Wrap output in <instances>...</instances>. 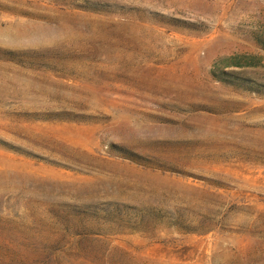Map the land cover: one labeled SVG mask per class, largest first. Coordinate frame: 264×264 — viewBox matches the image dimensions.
I'll use <instances>...</instances> for the list:
<instances>
[{
	"label": "rangeland",
	"instance_id": "rangeland-1",
	"mask_svg": "<svg viewBox=\"0 0 264 264\" xmlns=\"http://www.w3.org/2000/svg\"><path fill=\"white\" fill-rule=\"evenodd\" d=\"M0 264H264V0H0Z\"/></svg>",
	"mask_w": 264,
	"mask_h": 264
},
{
	"label": "trees",
	"instance_id": "trees-1",
	"mask_svg": "<svg viewBox=\"0 0 264 264\" xmlns=\"http://www.w3.org/2000/svg\"><path fill=\"white\" fill-rule=\"evenodd\" d=\"M235 78L237 79V81L239 82H244V84L247 82L248 83V81H247V79H245V78H239V77H236L235 76Z\"/></svg>",
	"mask_w": 264,
	"mask_h": 264
}]
</instances>
